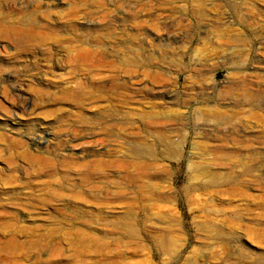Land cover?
<instances>
[{
  "label": "rangeland",
  "instance_id": "obj_1",
  "mask_svg": "<svg viewBox=\"0 0 264 264\" xmlns=\"http://www.w3.org/2000/svg\"><path fill=\"white\" fill-rule=\"evenodd\" d=\"M0 264H264V0H0Z\"/></svg>",
  "mask_w": 264,
  "mask_h": 264
},
{
  "label": "bare ground",
  "instance_id": "obj_2",
  "mask_svg": "<svg viewBox=\"0 0 264 264\" xmlns=\"http://www.w3.org/2000/svg\"><path fill=\"white\" fill-rule=\"evenodd\" d=\"M196 62H197V61H196ZM207 62H208V61H207ZM136 63H137V61H136ZM199 63H200V62H199ZM145 64H146V63H145ZM194 64H195V63H194ZM202 64H203V63H202ZM138 65H139V63H138ZM138 65H137V66H138ZM207 65H208V64H207ZM195 66H197V65H195ZM200 66H202V65H200ZM101 74H102V73H101ZM130 74H131V73H130ZM106 76H107V75H106ZM245 76H246V75H245ZM147 77H148V76H147ZM135 78H136V77H135ZM125 79H126V78H125ZM125 79H124V80H125ZM127 79H130V78H127ZM122 80H123V79H122ZM124 80H123V81H124ZM138 80H139V79H138ZM141 80H142V79H141ZM143 80H144V79H143ZM125 81H126V80H125ZM125 81H124V82H125ZM127 81H128V80H127ZM131 81H132V80H131ZM246 81H247V80H246ZM258 81H259V80H258ZM260 81H261V80H260ZM124 82H123V83H124ZM128 82H130V80H129ZM128 82H127V83H128ZM140 82H141V81H140ZM123 83H122V84H123ZM144 83H145V82H144ZM252 83H254V82H252ZM252 83H251V86L253 85ZM124 84H125V83H124ZM124 84H123V85H124ZM145 84H146V83H145ZM95 85H97V84H95ZM98 85H99V83H98ZM130 85H131V84H130ZM242 85H243V84H242ZM244 85H245V84H244ZM247 85L249 86V84H247ZM247 85H246V86H247ZM100 86H102V84H101ZM233 86H234V85H233ZM251 86H250V87H251ZM258 86H259V85H258ZM96 87H97V86H96ZM98 87H99V86H98ZM103 87H104V85H103ZM103 87H102V89H103ZM105 87H106V86H105ZM151 87H152V86H151ZM231 87H232V86H231ZM243 87H244V86H243ZM77 88L82 89V88H80L79 86H78ZM106 88H107V87H106ZM139 88H140V87H138V90H139ZM256 88H257V87H256ZM79 89H78V90L69 91L70 93H68V94H64V95H66V96H61V97H59V96H56V95H55V97H53V96H48V97L50 98V100L53 99V101H56V100H57V101H60V100H64V101L67 100V101H68V100H71V99H73V98L75 99L76 97H77V98L80 97V95H81V91H79ZM85 89H86V88H85ZM93 89H94V88H93ZM102 89H101V90H102ZM141 90H142V88H141L139 91H141ZM154 90H155V88H154ZM97 91H98V90H97ZM139 91H138V92H139ZM82 92H84V91H82ZM101 92H102V91H101ZM41 93H42V92H41ZM41 93L39 92V95H41L42 98H43L45 95H44V94H41ZM84 93H85V92H84ZM84 93H82V94H84ZM45 94H46V93H45ZM25 98H26V97H25ZM25 105H26V104H25ZM103 106H104V105H103ZM148 112H149V114H151V113H150L151 111H148ZM148 112L140 113V114H138V116H140V117L143 118V119L146 118V120H147V124H148L149 126H151V125H158V124H161V122H160V121H157V119H156V117H159V116L154 117V116H153V115H155V114H153L154 112L152 113L153 115H152V114H151V115H148V114H147ZM103 114H104V113H103ZM166 115H167V114H166ZM201 115H202V113H201ZM164 116H165V115H164ZM168 116H169V115H168ZM153 117H154V118H153ZM162 117H163V116H162ZM173 117H174V116H173ZM209 117H210V115H208V114H207V115H204V120H208ZM103 118H104V117H103ZM174 118H175V117H174ZM87 119H88V118H87ZM87 119L84 117V115H83V116L80 115V120H81L83 123H88V122H90V121H88ZM101 119H102V118H101ZM158 120H159V119H158ZM233 120H234V116H231V117H229L228 119L226 118V120H224V121H222V122H216V124H219V127H220V125L223 126V124H224V126H227V125H225V124H226V123H228V124L230 123V124H231V121L233 122ZM124 121H125V120H124ZM210 121H211V120H210ZM82 122H81V123H82ZM129 122H130V121H129ZM144 122H145V121H144ZM127 123H128V122H127ZM209 123H210V122H209ZM242 123H243V121H242ZM90 124H91V123H90ZM118 124H120V123H118ZM128 124H129V123H128ZM128 124H127V125H128ZM131 124H132V123H131ZM233 124H234V122H233ZM247 124H248V123H247ZM82 125H83V124H82ZM132 125H133V124H132ZM212 125L214 126L213 123H212ZM231 125H232V124H231ZM234 125H235V124H234ZM249 126H250V125H249ZM234 127H235V126H234ZM236 127H237V126H236ZM238 127H240V126H238ZM241 127H242V126H241ZM246 127H248V126H245V128H246ZM210 128H211V127H210ZM212 128H214V127H212ZM220 128H221V127H220ZM249 128H250V127H249ZM216 129H218V128H216ZM227 129H228V127H227ZM229 130H231V129H229ZM235 130H236V128H235ZM41 131H42V130H41ZM47 131H48V130H47ZM218 131H219V130H218ZM218 131H217V132H218ZM233 131H234V130H233ZM43 132H44V131H43ZM237 132H238V131H237ZM41 133H42V132H41ZM51 133H52V132H51ZM91 133H92V132H91ZM159 133H160V132H159ZM161 133H162V132H161ZM226 133H227V132H226ZM226 133H225V134H226ZM238 133H239V132H238ZM52 134H53V133H52ZM89 134H90V133H88V135H89ZM93 134H94V133H93ZM95 134H96V133H95ZM99 134H100V133H99ZM217 134H218V133H217ZM219 134H220V132H219ZM223 134H224V133H223ZM227 134H228V133H227ZM227 134H226V135H227ZM42 135H43V134H42ZM57 135H58V134H57ZM57 135H56V136H57ZM88 135H85V136H88ZM59 136H60V135H59ZM85 136H84V137H85ZM90 136H91V135H90ZM157 136H158V138H157L156 143H155L156 146H157V145H160V144H163V145L165 146V147H164V151H165V152H171V151H172V147H169V146H168V142H171V141L168 140L167 135H166L165 133H164V134L162 133V134H158ZM48 137H49V136H48ZM62 137H65V136H62ZM62 137H61L60 139H62ZM91 137H92V136H91ZM93 137H95V136H93ZM96 137H97V136H96ZM49 138H50V137H49ZM58 138H59V137H58ZM76 138H77V137H76ZM89 138H90V137H89ZM65 139H66V137H65ZM67 139H68V137H67ZM70 139H71V138H70ZM74 139H75V138H74ZM85 139H86V138H84V140H85ZM218 139H221V138H218ZM224 139H226V138H224ZM50 140H51V139H50ZM63 140H64V138H63ZM63 140H62V141H63ZM221 140L223 141V138H222ZM79 141H80V140H79ZM86 141H87V140H86ZM86 141H85V143H86ZM91 141H92V140H91ZM242 141H243V140H242ZM57 142H58V141H57ZM66 142H67V144H70V143H71V142L69 143V141H67V140H66ZM73 142H74V141H73ZM47 143H48V142H47ZM64 143H65V142L63 141V143L61 144V146L64 145ZM83 143H84V142H83ZM85 143H84V144H85ZM37 144H38V142H37ZM71 144H72V143H71ZM76 144H77V143H76ZM76 144H74V145H72V146H75ZM239 144H240V143H238V145H239ZM90 145H91V144H90ZM94 145H95V144H94ZM240 145H242V143H241ZM51 146H52V145H51ZM61 146H60V147H61ZM64 146H65V145H64ZM67 146H68V145H67ZM77 146H78V145H77ZM146 146H147V145H143L142 148H147ZM149 146H150V145H149ZM151 146H152V145H151ZM35 147H40V148H41V147H46V148H47V147H49V146L46 144L45 146L42 145V146H35ZM93 147H94V146H93ZM97 147H98V146H97ZM153 147H154V146H153ZM53 148H56L55 145H54ZM68 148L70 149V147H68ZM71 148H72V147H71ZM82 148H83V147H82ZM82 148H80V149H82ZM89 148H90V147H89ZM44 149H45V148H44ZM48 149H49V148H48ZM65 149H66V148H65ZM84 149H85V148H84ZM39 150H40V149H39ZM61 150H62V148H61ZM63 150H64V149H63ZM92 150L94 151V149H92ZM95 150H96V149H95ZM47 151H48V150H47ZM49 151H51V150L49 149ZM56 151H57V150H56ZM80 151L82 152V150H80ZM84 151H85V150H84ZM89 151H91V150L89 149ZM98 151H99V150H98ZM64 152H65V151H64ZM86 152H87V151H86ZM86 152H85V153H86ZM94 152H96V151H94ZM24 153H26V152H24ZM27 153H28V151H27ZM55 153H57V152H55ZM73 153H74V152H73ZM75 153H76V152H75ZM75 153H74V154H75ZM77 153H78V152H77ZM77 153H76V154H77ZM28 154H29V153H28ZM49 154H50V153H49ZM51 154H52V152H51ZM81 154H82V153H81ZM24 155H25V154H24ZM29 155H30V154H29ZM53 155H54V151H53ZM58 155H59V154H58ZM61 155H62V154H61ZM63 155H64V154H63ZM70 155H71V154H70ZM78 155H79V154H78ZM83 155H84V154H83ZM73 156H74V155H73ZM73 156H72V157H73ZM80 156H81V155H80ZM27 157H28V156H27ZM65 157H66V156H65ZM70 157H71V156H70ZM75 157H77V156H75ZM61 158H62V157H61ZM63 158H64V156H63ZM68 158H69V157H68ZM68 158H67V159H68ZM73 158H74V157H73ZM27 159H28V158H27ZM67 159H66V160H67ZM71 159H72V158H71ZM40 161H41V160H40ZM42 161H43V160H42ZM46 161H47V163H48V159H47ZM49 161H50V160H49ZM62 161L64 162V160H62ZM44 162H45V161H44ZM44 162H43V163H44ZM50 162H51V161H50ZM48 164H49V163H48ZM48 164H47V165H48ZM55 164H56V163H55ZM55 164L53 163V165H55ZM44 165H46V162L44 163ZM49 165L52 166L51 164H49ZM49 165H48V166H49ZM56 165H59V164H56ZM56 165H55V166H56ZM42 166H43V164H42ZM48 166H46V167H48ZM43 167H45V166H43ZM46 167H45L44 170H46ZM52 167L54 168V166H52ZM41 168H42V167H41ZM49 168H50V167H48L47 170H48ZM53 168H50V169L53 170ZM56 168H57V167H56ZM56 170H57V169H56ZM49 171H50V170H49ZM49 171H47V172H49ZM53 171H55V169H54ZM200 171H201V170H200ZM48 175H50V172H49ZM54 175H55V174H54ZM56 175H57V174H56ZM52 177H53V176H52Z\"/></svg>",
  "mask_w": 264,
  "mask_h": 264
}]
</instances>
